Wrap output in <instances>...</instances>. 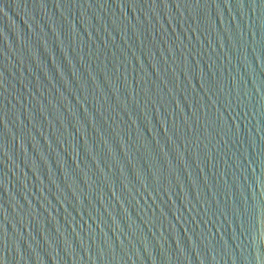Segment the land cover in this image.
<instances>
[{
    "label": "water",
    "instance_id": "1",
    "mask_svg": "<svg viewBox=\"0 0 264 264\" xmlns=\"http://www.w3.org/2000/svg\"><path fill=\"white\" fill-rule=\"evenodd\" d=\"M3 264H264L260 0H0Z\"/></svg>",
    "mask_w": 264,
    "mask_h": 264
},
{
    "label": "snow or ice",
    "instance_id": "2",
    "mask_svg": "<svg viewBox=\"0 0 264 264\" xmlns=\"http://www.w3.org/2000/svg\"><path fill=\"white\" fill-rule=\"evenodd\" d=\"M260 6H264V0H260ZM0 264H3V261H0Z\"/></svg>",
    "mask_w": 264,
    "mask_h": 264
}]
</instances>
